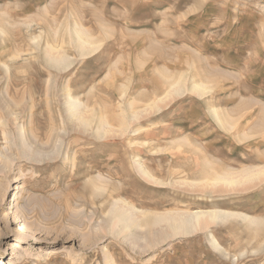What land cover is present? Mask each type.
I'll return each mask as SVG.
<instances>
[{
    "label": "rangeland",
    "instance_id": "obj_1",
    "mask_svg": "<svg viewBox=\"0 0 264 264\" xmlns=\"http://www.w3.org/2000/svg\"><path fill=\"white\" fill-rule=\"evenodd\" d=\"M0 260L264 264V0H0Z\"/></svg>",
    "mask_w": 264,
    "mask_h": 264
},
{
    "label": "bare ground",
    "instance_id": "obj_2",
    "mask_svg": "<svg viewBox=\"0 0 264 264\" xmlns=\"http://www.w3.org/2000/svg\"><path fill=\"white\" fill-rule=\"evenodd\" d=\"M84 41V40H83ZM82 41V45H85V44H87L86 43V41H84L83 42ZM79 51V50H78ZM82 53V52H81ZM55 60H56V58H55ZM57 61H59V60H57ZM62 61V60H61ZM59 63V62H58ZM76 105V104H75ZM72 108H73V111H76L77 110V106H73L72 105ZM72 111V110H71ZM74 115V114H73ZM76 115H77V113H76ZM80 116V115H79ZM84 120V119H83ZM87 121V120H86ZM81 123V122H80ZM85 124H87V123H85ZM84 124V125H85ZM88 125V124H87ZM86 126V125H85ZM258 174L259 173H263V172H261V171H259V172H257ZM250 177V176H249ZM226 181V180H225ZM229 184H231L232 182L231 181H227ZM120 212V211H119ZM123 213H124V211H123ZM209 213V212H208ZM114 214H115V212H114ZM203 216V214H198V213H195V214H192L191 215V217H189V218H179L178 220H176V219H173V220H170V222L172 221V223L174 222L175 223V225H176V227H178V229L180 228V229H184V230H186V229H189V227H190V225H192L193 223H198L199 222V218H201L202 216ZM123 216H124V214H123ZM165 216V215H164ZM169 216V215H168ZM117 217H119V216H117ZM120 217H122V215L120 216ZM125 217V216H124ZM131 217V216H130ZM130 217H125L126 218V221L125 222H128L130 225L132 224V225H134L135 224V222H134V220H132ZM170 217V216H169ZM211 217H212V215H211ZM215 217V216H214ZM119 220V219H118ZM122 220V219H121ZM122 221H124V220H122ZM161 221V220H160ZM125 222L123 223V224H125ZM158 222V221H157ZM173 223V224H174ZM127 224V223H126ZM156 224V223H155ZM172 224V225H173ZM124 226V225H123ZM174 226V225H173ZM21 228H20V230H19V234L20 235H25V233L26 232H28L30 229H29V227L28 226H26V225H21L20 226ZM130 227V226H129ZM138 227V226H137ZM194 227V226H193ZM195 228V227H194ZM176 229V228H175ZM172 230V229H171ZM177 231V230H176ZM174 232V231H173ZM12 249H17V248H20L19 247V245H18V243H13L12 245ZM9 262H7V263H5V261L4 260H0V264H8Z\"/></svg>",
    "mask_w": 264,
    "mask_h": 264
}]
</instances>
